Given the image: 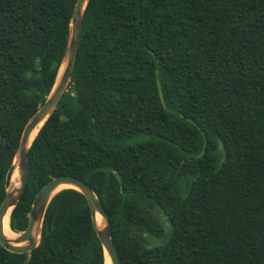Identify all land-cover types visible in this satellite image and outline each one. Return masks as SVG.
Masks as SVG:
<instances>
[{
    "label": "trees",
    "instance_id": "obj_1",
    "mask_svg": "<svg viewBox=\"0 0 264 264\" xmlns=\"http://www.w3.org/2000/svg\"><path fill=\"white\" fill-rule=\"evenodd\" d=\"M76 1L0 0V205ZM68 85L29 149L16 236L70 175L108 213L121 264H264V0H89ZM0 264H105L84 195L55 194L37 247L0 244Z\"/></svg>",
    "mask_w": 264,
    "mask_h": 264
},
{
    "label": "water",
    "instance_id": "obj_2",
    "mask_svg": "<svg viewBox=\"0 0 264 264\" xmlns=\"http://www.w3.org/2000/svg\"><path fill=\"white\" fill-rule=\"evenodd\" d=\"M88 2L89 0L76 1L71 16L69 39L65 56L62 61V64L58 69L54 85L46 101L26 124L23 134L21 136L14 160V171L16 169L18 170L19 185L15 188H11L10 191H8L7 189L6 196L4 197L0 205V244L6 250L14 253H27L34 250L39 243L42 222L47 206L50 203L51 199L62 189L72 188L81 192L88 202L94 222V227L97 232V236L101 242L104 255L108 254L111 264H121L118 250L115 246L112 237V224L108 213L102 206V203L100 202L92 187L87 184L84 180L74 176L61 175L55 177L39 191V193L35 196L33 200L31 209L28 214V225L23 231L18 232L19 236L16 237L14 242L6 238L3 228V222L5 217L8 216L10 221L11 211L17 205L28 180L29 149L32 146V143L36 135L38 134L40 128L43 126L45 121L56 108L59 99L65 92V89L68 83L70 82L80 42L83 16ZM158 90L161 102L163 105H165V100L159 82ZM197 128L204 138L203 148L201 152L197 155V157H201L203 156L206 150L207 137L201 127L197 126ZM34 132H36V134L32 138ZM116 176L119 180H121V177L118 173H116ZM96 214H100L103 219L102 227H98L96 223ZM166 221L167 223L165 225V232L163 236L160 238H150V240L155 246H165L170 241L173 235V222L171 220Z\"/></svg>",
    "mask_w": 264,
    "mask_h": 264
},
{
    "label": "bare ground",
    "instance_id": "obj_3",
    "mask_svg": "<svg viewBox=\"0 0 264 264\" xmlns=\"http://www.w3.org/2000/svg\"><path fill=\"white\" fill-rule=\"evenodd\" d=\"M36 132L33 133L32 138L35 136ZM11 184H12V188H15L19 185V175H18V170L16 169L13 173V176L11 178ZM66 187V186H64ZM63 188V187H61ZM96 223L98 225V227H102L103 226V220L100 214H96ZM3 228H4V234L6 236V238L10 241H15L16 239V235L14 234L13 230L10 227V221H9V217H5L4 222H3ZM105 264H111L110 258L108 256V254L105 255Z\"/></svg>",
    "mask_w": 264,
    "mask_h": 264
},
{
    "label": "rangeland",
    "instance_id": "obj_4",
    "mask_svg": "<svg viewBox=\"0 0 264 264\" xmlns=\"http://www.w3.org/2000/svg\"><path fill=\"white\" fill-rule=\"evenodd\" d=\"M70 86L69 85H67V87H66V89H65V91H68V90H70ZM72 95H74V92L72 93ZM11 188H12V184H11V182H10V186L8 187V191H10L11 190ZM103 220V219H102ZM14 232V231H13Z\"/></svg>",
    "mask_w": 264,
    "mask_h": 264
}]
</instances>
